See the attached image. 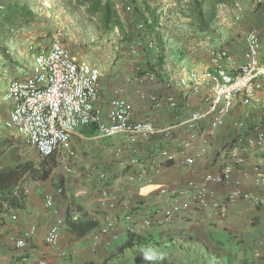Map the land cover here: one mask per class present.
Returning a JSON list of instances; mask_svg holds the SVG:
<instances>
[{
  "label": "built area",
  "instance_id": "2783aa9c",
  "mask_svg": "<svg viewBox=\"0 0 264 264\" xmlns=\"http://www.w3.org/2000/svg\"><path fill=\"white\" fill-rule=\"evenodd\" d=\"M257 3L262 4V0ZM234 8L241 10L237 2ZM240 19L237 13L234 20ZM64 41L63 32L57 29L46 45L28 46L30 68L6 88L4 100L10 110L3 125L21 137L39 160L56 157L62 170L78 179L84 177L73 167L82 164V158L71 141L79 128H93L96 138L118 137L124 143L123 148L113 150L109 162L87 183V189L97 193V205L103 211L89 237L93 252L109 249L122 235L131 236L139 230L167 232L169 226L185 219L193 220L194 225L222 223L228 204L243 201L258 206L263 202L264 160L258 156L264 151V127L250 124L249 109L255 105L264 109V64L257 30L246 33L238 50L240 60L222 46L207 47L205 65L186 63L182 56L179 61L165 57L163 71L168 79L159 81L158 70L145 69L138 61L139 53L158 57L168 47L164 43L161 52L155 37L147 33L146 23L136 22L122 56L130 74L123 77L122 87L110 92L106 107L102 105L101 83L109 70L76 58ZM131 84L139 101L149 107L150 113L144 118L137 119L134 105L121 95L123 88ZM159 84L166 93L155 91ZM164 106L173 122L159 125L153 114ZM230 118V127L217 149L218 170L205 172L196 180L156 184L162 168L188 170L206 158L218 131ZM158 137L165 143L152 146ZM177 139L178 143L170 145ZM145 146L149 149L143 152ZM251 156H256L254 161ZM125 184L148 188L157 185L152 204L141 207L135 198L121 195L119 191ZM248 185L260 189L262 196L243 190ZM64 189L59 186L42 197L51 220L42 243L51 251L41 254L36 248L38 228L31 224L21 235L11 238L9 263L50 264L49 254L70 260L71 253L61 247V238L69 229L67 215L71 223L78 217L74 211L62 213L56 207V199ZM10 219L17 222L18 216L12 214Z\"/></svg>",
  "mask_w": 264,
  "mask_h": 264
},
{
  "label": "crops",
  "instance_id": "0c3cea01",
  "mask_svg": "<svg viewBox=\"0 0 264 264\" xmlns=\"http://www.w3.org/2000/svg\"><path fill=\"white\" fill-rule=\"evenodd\" d=\"M18 1L20 2V0ZM240 1L243 15L235 27L226 30L225 33L227 34H225L223 40L221 38L215 39L212 36V41L207 43V45L200 46L202 44H198L194 47L193 52L181 56L191 62H199L205 65L208 62L205 52L207 47L222 46L228 48L233 56L237 60H240L241 56L238 50L244 44L246 33L254 29L258 31L261 38V61L264 64V0H262V4L257 3V0ZM146 2L147 0H136L135 5H137V9H134V6L130 4L135 12L134 24L138 21H143L142 17L147 16V13L143 10V4ZM120 6L122 7V4ZM115 7L117 8L119 5ZM230 9L235 13L236 10ZM8 44L6 43V45ZM169 52L167 49L166 52H162L158 57H153L147 52L141 51L138 61L145 69H157L156 73L158 74L159 81H166L168 74L164 73L163 65L165 57L169 58L171 54ZM120 61L119 64L116 63L115 66L110 68L106 80L101 83L102 105L104 107L107 106V98H109L110 92L122 87L123 77L130 74L129 69L124 66V62ZM174 61L177 60L174 59ZM26 73L25 65L20 61L13 60L9 63L7 58L0 57V171L26 161L32 162L35 167L39 166L41 162L37 154L33 150L28 149L21 137L7 130L3 125V121L7 119L10 110V104L4 100L6 88L11 80L23 78ZM160 85L155 88V91L160 94L166 93ZM133 88L132 84L124 87L121 95L134 105L136 118L141 119L149 115V107L146 103L139 101ZM146 89L149 90V88ZM153 115L156 116L159 125H165L167 122L170 123L172 121L170 113L165 106ZM234 115H236V111L232 112V116ZM255 116L260 120L259 114H256V111H252L251 121H256ZM230 120L232 118L227 120L224 127L218 131V137L211 143L206 158L189 167L188 170H176L172 167L162 168L161 175L156 178V184H161L165 181L196 180L205 172L218 170L216 165L218 163L217 149L220 147V142L225 138L227 130L230 127ZM178 141L179 139L171 141L170 145L173 146ZM164 143V138L158 137L153 141L152 146ZM71 145L82 158V164L74 165V172L80 173L82 178L84 177L83 179H78L77 175L71 176L61 170L62 168L59 162H57L56 157H53L56 166L47 179L31 178L27 174H24L12 193L6 194L5 199L0 198V264H11L7 261V257L13 248L10 240L13 237L21 235L31 224H35L38 228L35 238L36 248L41 254H48L51 251L42 243V237L51 223L50 216L44 209L42 197L46 191H55L59 186H63L65 189L62 196L57 197L56 207L62 213L74 211L78 219L71 223L69 215H67L69 229L62 234L61 238V247L66 248L71 253L72 261L55 259L53 254L52 256L49 254L50 264H82L87 260L104 256V250L107 249L98 248L93 252L89 245L88 237L86 238L82 235V231L95 228L96 221L100 219L103 212L97 205V193H95V190L87 189V183L88 180L91 181L90 176L94 177V172L96 173L101 170L109 162L113 150L116 147L123 148L124 143L118 137L96 138L93 128L82 127L76 131ZM148 149V146L141 148L143 152H146ZM10 150L11 154L9 153ZM27 152L31 154L27 156ZM258 157H262L264 160V151ZM255 158L256 156H251L250 160L254 161ZM141 162H143L142 159ZM74 186H82V188L78 190ZM155 187L157 185L148 188L125 184V187L122 186L119 193L135 198V203L138 206L145 207L152 204ZM243 190L252 191L262 196L261 190L254 186H244ZM79 192L81 195L77 198L76 194ZM262 201L258 206H252L243 201L228 204L226 219L222 223L202 222L194 225L193 220L185 219L169 226L170 232L191 230L192 233L200 237L199 242H196L199 245L194 244L192 247L188 246L182 251L174 252V255L180 260L177 263L264 264V199ZM11 202H14V205ZM5 205L8 206L7 210ZM12 214L18 216L17 222L11 221L10 216ZM126 240L127 238L125 237L120 243L124 244ZM253 242L256 244L252 245ZM206 244L214 250L207 249ZM162 257L167 259L168 252H165Z\"/></svg>",
  "mask_w": 264,
  "mask_h": 264
},
{
  "label": "rangeland",
  "instance_id": "374dc122",
  "mask_svg": "<svg viewBox=\"0 0 264 264\" xmlns=\"http://www.w3.org/2000/svg\"><path fill=\"white\" fill-rule=\"evenodd\" d=\"M112 1L115 6L119 5L115 8L122 21V31L116 27H103L98 17L87 9L77 6L74 0H20L28 6L35 17L30 22L17 21L14 27L2 29L0 57L7 58L9 63L18 60L28 71L31 63V57L27 54L28 46L32 43L46 45L54 32L60 29L65 36V46L76 58L99 64L110 70L116 63L121 62L127 38L134 33L135 22V12L130 5V0ZM236 2L241 8L239 12L234 13L230 9L234 8L233 6L217 7L216 17L208 33L199 32L190 18L193 11L191 0H147L145 4L154 9L158 15L160 23L158 32L170 50L169 59L179 61L181 55L193 52L196 45L205 46L210 43L212 36L223 40L227 34L226 30L235 27L240 21L234 20L235 15L237 13L241 17L243 15L241 1ZM6 43L9 44L6 45ZM185 60L186 63L190 62L186 58ZM259 107L260 105H255L249 108L251 112L256 111V114L260 116V120L255 116V122L250 119V124H254L253 126L259 124L264 127V119L261 120L262 114L260 115L264 113V109ZM9 153L11 154V150ZM30 154L27 152L26 155ZM74 188L79 189L82 186H74ZM91 230L93 228L82 231L83 237H88L89 240ZM132 236H134L132 245L123 246L120 242L129 235H122L119 241L104 250V256L87 260L82 264H178L180 260L174 252L177 253L188 246L198 244L196 242H199L200 238L191 230L166 232L159 229L139 230ZM254 244L256 243L253 242L252 245ZM206 248L214 250L207 244ZM165 252H168L167 259L162 257ZM66 261H72V255L70 260Z\"/></svg>",
  "mask_w": 264,
  "mask_h": 264
},
{
  "label": "trees",
  "instance_id": "16d2710c",
  "mask_svg": "<svg viewBox=\"0 0 264 264\" xmlns=\"http://www.w3.org/2000/svg\"><path fill=\"white\" fill-rule=\"evenodd\" d=\"M136 0H130V4L137 9ZM237 0H191L192 19L196 29L201 33H208L212 22L217 14V7L233 6ZM77 6L87 9L94 16L98 17L105 28L116 27L122 31V21L112 0H74ZM143 10L147 16L142 19L146 23L147 33L153 35L158 45L163 51L162 35L156 30L158 26V15L148 4H143ZM235 9V8H233ZM236 10V9H235ZM34 14L24 3L18 0H0V35L2 29L14 27L17 21L30 22L34 19ZM149 21V22H148ZM128 40L130 39L127 38ZM56 162L53 157L42 160L39 166L35 167L32 162L26 161L0 171V198H6V194L12 193L18 181L24 174L31 178L47 179L55 168ZM14 203V202H13ZM12 202L11 204L14 205ZM131 237V238H130ZM134 236H129L123 246H129L134 243Z\"/></svg>",
  "mask_w": 264,
  "mask_h": 264
}]
</instances>
